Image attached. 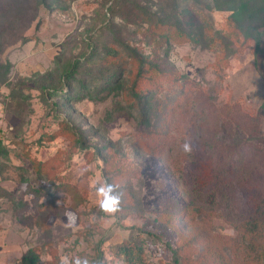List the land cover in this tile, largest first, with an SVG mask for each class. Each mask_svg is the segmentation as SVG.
I'll return each mask as SVG.
<instances>
[{
  "label": "rangeland",
  "instance_id": "1",
  "mask_svg": "<svg viewBox=\"0 0 264 264\" xmlns=\"http://www.w3.org/2000/svg\"><path fill=\"white\" fill-rule=\"evenodd\" d=\"M103 1L0 0V264H21L33 253L38 264H60L66 255L127 264L117 252L127 241L142 246L148 264H172L176 256L182 264H214L217 253L225 264H258L264 225L253 233L228 220L264 217V27L258 46L222 62L217 37L231 12L210 10L213 0H178L176 14L194 35L154 53L145 46L174 73L160 77L159 90L139 85L150 90L148 124L127 86L96 88L115 67L105 62L112 35L96 31L92 40L88 33ZM149 1L160 11L173 0ZM127 28L142 37L136 25ZM94 43L102 44L97 54ZM91 54L97 63H89ZM77 59L73 77L84 96L60 111L54 93L62 69ZM169 166L184 168V186ZM105 169L130 176L126 210L115 215L100 210L94 190L107 180ZM186 188L208 201L214 195L216 211L192 207ZM176 203L184 209L174 217Z\"/></svg>",
  "mask_w": 264,
  "mask_h": 264
},
{
  "label": "trees",
  "instance_id": "2",
  "mask_svg": "<svg viewBox=\"0 0 264 264\" xmlns=\"http://www.w3.org/2000/svg\"><path fill=\"white\" fill-rule=\"evenodd\" d=\"M213 3L209 6L210 10H220L231 12V15L228 18V24L226 27V34L218 35L217 37V48H219V59L220 61H227V59L236 54L238 49H243L246 45L251 44L252 42L256 43V46L259 45L260 28L264 27V0H213ZM111 2V5L108 6V3ZM151 2L148 0H104L100 11H98L97 21L92 22L88 29V33L92 34L96 31L104 32L105 35H112L111 41H108V45H105V50L107 55L105 57V62H113L115 64L114 69H106L107 74L104 75V78H101L96 83V88L103 83V87L112 90L114 86L123 84L127 86L128 93L131 98L136 99V102L133 105L138 108H142L140 112L141 116L145 120H149L150 124V115L151 111L147 110V106L150 104V94L149 91L140 90L139 85L141 82H146L150 86H154L156 89H161L165 87L161 84L160 77L167 76L173 77L174 73L169 70L165 71L162 68L161 63L157 61L158 55H147L145 52V46H150L154 50L169 48L174 42H181L182 40H189L193 37V26L184 22V27L180 22V17L177 16V7L179 6L178 0H173L172 5H165L164 9H159L154 11L151 7ZM192 10L195 11V7H192ZM187 12L191 11V8L186 10ZM117 18L121 22H117ZM123 23V24H122ZM129 25H136L139 27V33H142L140 39L137 38V34L132 33L127 27ZM143 29V30H140ZM140 35V34H139ZM14 37V36H13ZM13 39L12 36L10 37ZM240 38L243 39L241 47H238L239 42L236 40ZM92 40H95L92 36ZM102 44L94 43L91 45V50L93 54H97L99 48ZM83 55L86 56V53ZM90 62L97 63L96 58H93L94 55H90ZM104 62V58L101 59ZM81 63V59L76 61L68 62L65 70L62 69V83L57 88V91L54 93V96L58 99L56 101L55 107L63 111L65 106L70 103V101L75 98L80 100L84 94L81 90L76 89V80L73 77L76 74V67ZM91 63V64H92ZM106 66H109L106 65ZM221 67V63L219 65ZM126 77V80H124ZM68 88V90H67ZM153 87H149L152 90ZM83 89V88H82ZM222 125L218 126L220 129L223 128L226 123L222 119ZM232 132V130L230 131ZM235 139V138H234ZM240 152H237L236 156H239ZM181 166V165H180ZM41 168V166H40ZM170 175L179 180V187L184 186L181 184V179L184 176V168L180 167V170H175V167H170ZM105 174L109 183H114L119 186L118 190L121 194L122 203L121 211L125 208L126 205V194L123 190L125 183V177L129 178V173H124L120 169L117 170L116 177L109 176L111 169H105ZM187 173V172H186ZM187 187V186H186ZM184 190V188H183ZM188 194L193 196L192 200L189 203L192 204V207L195 208H204V210L210 214H213L214 206L216 205L214 195H207L211 201L207 200V197L196 191L191 192L187 189ZM197 193V194H196ZM194 201V202H193ZM129 211L137 212L139 208L136 205H129ZM189 206H186V209ZM184 209V206L180 207V204L176 203V207L173 211V216H179ZM126 210V209H124ZM260 214V213H259ZM258 214V215H259ZM216 216H224L222 214H217ZM229 222L232 224H239V227L244 228L246 231L259 233V230L264 225L263 215L260 218H256L255 221H234L229 219ZM170 227L174 226L173 221L170 222ZM176 231L177 227H173ZM176 228V229H175ZM255 258L258 256V250L254 249ZM119 255L123 256L127 264H148L144 259L143 254L144 250L142 246L138 245L134 241H127L121 244L117 248ZM29 254V253H28ZM33 257L28 255L24 256L21 264H38V255L33 253ZM196 252L190 254L189 259L193 262L198 259L199 255H196ZM216 258L213 259L214 264H225L222 256L220 254L215 255ZM263 259V252L259 254L257 262L258 264ZM172 264H182L179 263V260L176 259ZM264 264V262H263Z\"/></svg>",
  "mask_w": 264,
  "mask_h": 264
},
{
  "label": "clouds",
  "instance_id": "3",
  "mask_svg": "<svg viewBox=\"0 0 264 264\" xmlns=\"http://www.w3.org/2000/svg\"><path fill=\"white\" fill-rule=\"evenodd\" d=\"M184 150H190L187 144L184 145ZM118 188V185L109 183L107 180L94 186L99 208L102 212L115 215L121 211L122 198ZM60 264H92V262L87 257L77 256L72 259L66 255L60 258Z\"/></svg>",
  "mask_w": 264,
  "mask_h": 264
}]
</instances>
